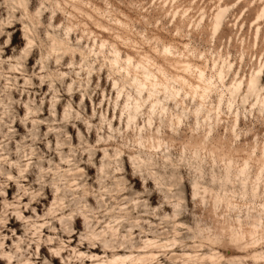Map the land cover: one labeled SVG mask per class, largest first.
<instances>
[{
    "label": "rangeland",
    "instance_id": "obj_1",
    "mask_svg": "<svg viewBox=\"0 0 264 264\" xmlns=\"http://www.w3.org/2000/svg\"><path fill=\"white\" fill-rule=\"evenodd\" d=\"M72 1L0 0V264H264V0Z\"/></svg>",
    "mask_w": 264,
    "mask_h": 264
},
{
    "label": "bare ground",
    "instance_id": "obj_2",
    "mask_svg": "<svg viewBox=\"0 0 264 264\" xmlns=\"http://www.w3.org/2000/svg\"><path fill=\"white\" fill-rule=\"evenodd\" d=\"M20 1H23L24 2V10L25 11H28V8H27V4H26V0H20ZM68 1V0H67ZM74 1V3H77V2H80L79 0H73ZM72 1V2H73ZM237 1V0H236ZM238 1H245V0H238ZM193 2H194V0H190V4H191V6L193 5ZM222 3H223V5H222ZM78 4V3H77ZM76 4V6H77V8L78 9H81L82 7H78V5ZM74 6V8H76L75 7V4L73 5ZM191 6L189 7V8H191ZM259 6V5H258ZM73 8V9H74ZM77 8L76 9H74V10H77ZM230 8H231V6L229 5V4H227L226 2H225V0H218V5H217V10H216V12L212 15V20H211V28L213 29V31H214V33H216V32H218L221 28H222V25H223V23H224V21H225V19H226V16H227V14H228V12H229V10H230ZM192 9V8H191ZM78 11V10H77ZM188 11H189V9H188ZM81 12H83V8L81 9ZM191 12V11H190ZM201 14V13H200ZM188 16V15H187ZM202 16L204 17L205 16V12L204 13H202ZM262 16H264V7H263V9L261 10V12H260V14L258 15V18H260V17H262ZM257 18V19H258ZM260 20V19H259ZM258 21V20H257ZM102 24V23H101ZM104 26V25H103ZM104 28V27H103ZM27 31L28 32H30V30L29 29H27ZM258 33H259V29L257 30V33H256V39H257V36H258ZM26 38H27V45L29 46V45H31L32 43H33V40L30 38V37H28V36H26ZM260 40V39H259ZM166 52H168L167 50H165ZM157 53V52H156ZM146 53H144L143 55H145ZM159 54V53H158ZM163 54V53H162ZM167 54V53H166ZM148 55H150V54H148ZM148 55H147V57H148ZM168 55V54H167ZM146 56V55H145ZM160 56H161V54H160ZM144 57V56H143ZM190 57V56H189ZM141 58V57H140ZM163 58V57H162ZM168 58V60H169V57H167ZM164 59V58H163ZM180 59V58H179ZM185 58H183V60H184ZM148 60V59H147ZM186 60V59H185ZM165 61H167V60H165ZM172 61V60H171ZM179 61H182V60H179ZM150 63V62H149ZM174 63H177L178 64V61L177 62H174ZM173 63V64H174ZM182 63V62H181ZM139 64L141 65V66H143V72H142V75H140V74H138V70L137 69H134V71H135V75H136V82H137V80H141L143 83H145V84H148V85H150V87L153 89V92L151 93V95L156 99V100H154V99H149V100H151L152 101V108L150 109V112H149V114L152 116L153 114H154V110L157 108V107H159V106H161V108H162V111L164 112L165 110H166V107H165V103L164 102H162V100H160L159 98H158V95H157V93H156V89L157 88H159V89H163L165 92H166V94H167V97L168 98H172V99H176V98H178L179 97V93H178V91L175 89V87L174 86H172V84H173V82H175V81H177L178 83H179V85H181V86H183L184 87V85H189V80H188V83H187V80L185 79V77H182V76H178V77H174L175 75H173V77H171V82H169L166 78L165 79H162V80H160L159 82H154V81H152V79H151V73H150V70H152L151 69V65L152 64H155V63H152L150 66L146 63V61L145 60H142V58L139 60ZM156 64H158L157 62H156ZM179 64H180V62H179ZM178 64V65H179ZM184 65H185V67L187 68V70H189V67L191 66V64L189 63V62H187V61H184V63H183ZM162 65V64H161ZM183 65V66H184ZM153 66V65H152ZM160 66V65H159ZM159 66H157V67H159ZM174 66V65H173ZM163 67V66H162ZM225 65L221 68V70L219 71V73H218V75L219 76H222L224 73H225ZM154 68V67H153ZM163 68H165V67H163ZM175 68V67H174ZM199 68V67H198ZM227 68L230 70L231 68H232V65L229 63L228 65H227ZM11 69H17V68H15V67H12ZM129 69H132V65H128V70ZM178 69V68H177ZM204 69V68H203ZM159 71H161V69H158ZM175 70H176V68H175ZM186 69L184 68V72L183 73H185V74H187L188 72H187V70L185 71ZM205 70V69H204ZM191 71V70H190ZM187 72V73H186ZM163 73H164V71H163ZM191 73V72H190ZM174 74V73H173ZM179 74V73H178ZM195 74V73H194ZM257 74H259V72H257L256 73V75ZM184 75V74H183ZM190 75V74H189ZM198 79H200V80H202L203 82H205L204 83V85L203 86H201V84L200 85H197L198 83H196V82H194V83H196L195 85L196 86H193L192 84L190 85V87H191V92L192 93H194V92H198L200 89H202L203 87H207V83H206V81H207V79H206V77H205V75H204V71L200 68V71H199V73H198ZM160 78V77H159ZM135 82V83H136ZM210 83H211V81H210ZM256 83H257V79H254L253 77L249 80V83H248V86H249V89H254V87H255V85H256ZM188 88H189V86H187ZM239 87H240V84H236L235 85V88H234V90L235 91H237L238 89H239ZM195 94V93H194ZM200 98H201V96H200ZM203 101V100H202ZM204 102V101H203ZM230 104V103H229ZM142 106H144V103L142 102V98L141 97H137L136 99H135V108H134V110H133V112L132 113H130L129 114V121H134L135 119H136V116L138 115V113H139V111H140V109L142 108ZM126 110H128L129 111V109H128V107L126 106ZM28 111H29V109H28ZM209 113V112H208ZM33 123H35L34 121H33ZM111 228V227H110ZM110 231V230H109ZM150 242V241H149ZM233 243L235 244V245H237V246H239L240 248H244V246H243V243H242V241H240L239 239H237V238H235V239H233ZM2 256H6L4 253L3 254H1ZM257 256V255H256ZM92 258H94V262H93V264H136L135 263V261L136 260H138V262L139 261H142V260H150L151 262L155 259V255L153 254V253H150L148 256H146V257H142V258H140V257H135L134 255H130V256H127V257H121V256H116V255H114V256H112V258H110V259H108V260H106V261H104V260H102L99 256H93ZM214 262V261H213Z\"/></svg>",
    "mask_w": 264,
    "mask_h": 264
}]
</instances>
